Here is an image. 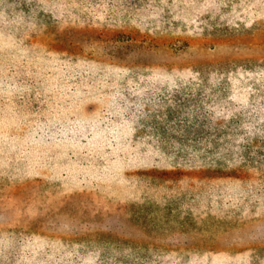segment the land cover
I'll use <instances>...</instances> for the list:
<instances>
[{
    "label": "rangeland",
    "instance_id": "obj_1",
    "mask_svg": "<svg viewBox=\"0 0 264 264\" xmlns=\"http://www.w3.org/2000/svg\"><path fill=\"white\" fill-rule=\"evenodd\" d=\"M116 1L122 5L111 0H0V232L5 235L10 227L26 229L27 236L34 237L28 239L27 246L44 244L42 249L49 250L52 261L57 260L56 255L63 258L62 246L72 242L70 250L77 251L78 244L86 245L103 229H109L114 221L102 210L105 200L139 198L142 194L121 184L124 176L119 169L106 167V162L104 166L99 164L96 152L85 150L81 133L63 132L71 121L76 128L86 131L85 122L96 123L106 108L98 88L85 93L77 88L71 93L70 76L83 70L82 75L89 77H85L88 84L97 74L94 62L114 66L118 52L129 53L125 44L126 37L131 36L136 43L152 49L150 58L155 61H220L224 57L264 51V0ZM132 5L141 7L136 16H128ZM101 6L109 11L97 19L94 15ZM165 11L170 19L179 18L185 24L182 22L176 29L165 22L154 25L159 18H166ZM114 17L122 19L114 21ZM149 21L154 30L142 26ZM219 24L222 27L213 31ZM84 56L96 59L90 62L91 72L83 67ZM68 57L81 63L68 64ZM84 107L92 112H86ZM113 145L111 141L110 146ZM130 160L125 169L134 187L138 172L150 167L151 161L143 159V164L137 167L140 162ZM156 164L162 167L165 163L156 161ZM113 170L118 171L115 176ZM107 179L116 181L115 185ZM37 180L41 182L33 186L37 198L32 197V208L21 209L16 200L27 197L24 187ZM40 183L53 184L54 189L42 192L44 187ZM148 190L146 198L168 197L160 196L155 188ZM13 192L18 197L8 200ZM223 199L230 202L228 196ZM43 202V208L37 210ZM198 212L197 222L192 223L189 233L169 232L156 241L183 243L194 239L224 249L226 254L264 244V218L246 216L242 221L210 224L214 221L212 215L228 217V213L220 207L209 210L205 206ZM182 215L179 213L177 218ZM206 215L208 220L200 223ZM136 234L130 227L121 232L128 238H137ZM22 244L13 247L16 255L21 253L17 247ZM1 248L10 249L6 245ZM66 260V264H76L72 258Z\"/></svg>",
    "mask_w": 264,
    "mask_h": 264
},
{
    "label": "trees",
    "instance_id": "obj_2",
    "mask_svg": "<svg viewBox=\"0 0 264 264\" xmlns=\"http://www.w3.org/2000/svg\"><path fill=\"white\" fill-rule=\"evenodd\" d=\"M111 2L122 5L116 0ZM104 11L109 8L101 6L95 18H102ZM140 11L141 7L129 6L128 16H136ZM165 14L166 18H159L154 25L165 22L176 29L182 22L185 24L179 18L170 19L166 11ZM118 19L122 17L113 20ZM142 26L154 30L150 21ZM219 27L222 25L214 26L213 31ZM126 38L129 53L118 52L112 67L91 56L82 58L83 67L89 72L90 62L96 61V77L89 79L88 84L83 70L69 77L71 93L77 88L80 93L98 88L106 108L96 123L85 122L86 131L76 128L71 121L63 127V132L81 133L85 150L95 151L102 166L119 169L124 176L121 184L142 194L139 198L123 196L105 200L102 210L114 221L109 229H103V233L86 245L78 244L77 251L70 250L72 242L62 246L63 258L56 255L54 261L49 259V250L42 249L44 244L35 248L27 246L28 239L34 237L27 236L26 229L10 227L5 235L0 232V264L3 261L66 264V258H72L76 264H264V244L226 254L224 249L194 239L183 243L156 241L169 232L189 233L192 223L197 222L195 215L204 206L209 210L220 207L229 215H212L214 221L210 224L242 221L246 216L264 218V51L224 57L220 61H155L150 58L153 52L149 46L136 43L133 36ZM128 54H132L130 59L124 61ZM68 58V64L81 63ZM85 108L86 112H92ZM89 133L90 137H84L83 134ZM130 159L140 162L137 167L143 164V159L151 161L150 167L138 172L134 187L125 169ZM156 161L165 164L157 167ZM112 172L115 176L118 171ZM105 181L102 183L107 184ZM39 182L24 187L27 197L20 198L13 192L7 199L18 197L16 202L21 209H31L32 197L37 198L33 186ZM40 186L44 187L42 192L54 189L50 183ZM151 187L160 196L168 197L146 198ZM224 196L230 202H225ZM204 201L206 205H202ZM179 213L183 214L181 218H177ZM208 218L206 215L199 221L204 223ZM126 227L134 229L138 237L121 235ZM20 243L23 246L17 248L21 253L16 255L13 247ZM4 245L10 249L4 251L1 248Z\"/></svg>",
    "mask_w": 264,
    "mask_h": 264
}]
</instances>
